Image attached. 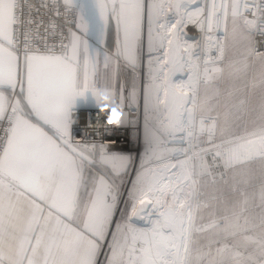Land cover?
<instances>
[{
    "label": "snow or ice",
    "instance_id": "6c2138e0",
    "mask_svg": "<svg viewBox=\"0 0 264 264\" xmlns=\"http://www.w3.org/2000/svg\"><path fill=\"white\" fill-rule=\"evenodd\" d=\"M93 85L143 107L123 209L134 157L69 131ZM0 124V264H264V0H0Z\"/></svg>",
    "mask_w": 264,
    "mask_h": 264
},
{
    "label": "built area",
    "instance_id": "2783aa9c",
    "mask_svg": "<svg viewBox=\"0 0 264 264\" xmlns=\"http://www.w3.org/2000/svg\"><path fill=\"white\" fill-rule=\"evenodd\" d=\"M32 3L36 5V7H40L41 0H32ZM44 12L45 10L41 8L40 15H43L44 19L47 21L49 17L44 15ZM60 22L62 23V20ZM192 30L194 31V35L197 36L198 32L196 29L193 28ZM64 31L66 34V28ZM257 39L259 40L260 38L257 37ZM126 112L128 124H121L119 127H96L95 125L97 122L102 123L103 120L106 119V116L100 114L99 107H73L71 109V123L69 126L70 135L74 139L82 138V143L105 144L109 151L125 154V148L130 143H133L131 140V137H133L132 135L135 134L137 138L140 137L142 130V117L144 116L141 108L138 111L127 108ZM2 127L3 125L0 124V129H2ZM2 134L3 133L0 132V135ZM214 170L222 171V169Z\"/></svg>",
    "mask_w": 264,
    "mask_h": 264
},
{
    "label": "crops",
    "instance_id": "0c3cea01",
    "mask_svg": "<svg viewBox=\"0 0 264 264\" xmlns=\"http://www.w3.org/2000/svg\"><path fill=\"white\" fill-rule=\"evenodd\" d=\"M114 41H115V34L114 31L109 33V37H108V49L109 51H111L114 47ZM91 43L93 45V47H97L98 45V41L93 37L91 40ZM234 53H231V56L233 55H237L235 53V51H233ZM238 67L240 66V64L238 63L237 65ZM102 71V75H103V70ZM111 72L112 69H109V77H111ZM259 77V68L258 65L255 66L254 68L249 69L247 77H244L243 74H241V79L237 81V85L238 86H242L245 82V80H247L249 82V84L251 83V81L255 78L258 79ZM119 80L120 81H124L128 87H131V83H132V74L131 71L129 69H127L123 63H121L120 65V72H119ZM227 88L226 84H221V91L224 92ZM252 91V99L253 102H258L259 99V89H255V90H251ZM238 95H241L238 93ZM117 99L119 100L118 96ZM74 106H79V107H99L98 105V101L96 99V97H94L91 93H87L85 97H78L73 105ZM142 106V105H141ZM126 107H124L125 113H126ZM143 109V107H142ZM128 120V119H127ZM123 124V123H122ZM143 133L145 134V129H144V125H143ZM125 154H129V153H125ZM253 168L258 167L257 165H253ZM232 198V197H230Z\"/></svg>",
    "mask_w": 264,
    "mask_h": 264
},
{
    "label": "clouds",
    "instance_id": "9594fccd",
    "mask_svg": "<svg viewBox=\"0 0 264 264\" xmlns=\"http://www.w3.org/2000/svg\"><path fill=\"white\" fill-rule=\"evenodd\" d=\"M96 99L100 108V114L106 116L103 122H97L96 127L115 126L119 127L124 120L125 110L119 100L113 97L112 91L107 87H97L93 85ZM178 93L180 89L176 90ZM76 143H82V138L75 139ZM139 204H137V208Z\"/></svg>",
    "mask_w": 264,
    "mask_h": 264
},
{
    "label": "rangeland",
    "instance_id": "374dc122",
    "mask_svg": "<svg viewBox=\"0 0 264 264\" xmlns=\"http://www.w3.org/2000/svg\"><path fill=\"white\" fill-rule=\"evenodd\" d=\"M231 53H234V52H230L229 53V57L233 60H236V61H241L242 60V55H241V52L239 49L235 50V53L237 55H233L231 56ZM180 76H177L175 79H178ZM142 112H143V109H142V106L140 107ZM144 114V113H142ZM142 128H143V125H144V116L142 117ZM133 137H131V140L133 141V144H130L129 147H132L131 150H127L126 152L131 154L133 157H134V162H133V165L131 166V168L129 169V172L126 176L123 177L124 181H125V184H124V187L122 189V192H123V195L121 196V203H120V208L123 209L124 208V201L127 200V190L128 188H130L131 186V180L134 179L135 177V172L136 170L139 168V165H140V158H141V155L143 154L144 152V144L142 142H140L141 140V135L140 137L137 138V136L134 134L132 135ZM144 137V133L142 134V138ZM131 179V180H130ZM123 201V202H122ZM117 218H119V215H117ZM133 223H135L134 219H133ZM136 224V223H135ZM138 225V224H137ZM104 250V253H103V257L101 258V262L100 264H104L105 262V254L107 253L108 249H107V245H105V247L102 249V251ZM102 254V253H101ZM101 256V255H100ZM100 259V258H99Z\"/></svg>",
    "mask_w": 264,
    "mask_h": 264
},
{
    "label": "bare ground",
    "instance_id": "6f19581e",
    "mask_svg": "<svg viewBox=\"0 0 264 264\" xmlns=\"http://www.w3.org/2000/svg\"><path fill=\"white\" fill-rule=\"evenodd\" d=\"M193 28H189L188 29V32H189V35L190 36H192V37H195V35H194V31L192 30ZM181 77H179L178 79H180ZM74 107H79V106H74ZM73 108V107H72ZM79 108H85V107H79ZM88 108H95V107H88ZM128 107H126L125 109H127ZM127 113V112H126ZM128 119V118H127ZM128 124V123H127ZM143 124V123H142ZM123 125H126V124H123ZM142 134H143V128H142V130H141V140H140V142H142L143 144H144V137L142 138ZM139 139V138H138ZM130 144H133V143H130ZM129 144V145H130ZM129 145L125 148V152L127 151V150H131L132 149V147H129ZM207 160H208V163L210 164H212V158H211V156H209V157H207ZM131 180V179H130ZM123 202V201H122ZM135 223L136 224H138L137 226H140V227H143V226H146L145 225V222L144 221H142L141 223H137L136 221H135ZM103 253H104V250L102 251V254H101V256H100V262H101V258L103 257Z\"/></svg>",
    "mask_w": 264,
    "mask_h": 264
},
{
    "label": "water",
    "instance_id": "95a60500",
    "mask_svg": "<svg viewBox=\"0 0 264 264\" xmlns=\"http://www.w3.org/2000/svg\"><path fill=\"white\" fill-rule=\"evenodd\" d=\"M134 219V221H136L137 223H141L142 221L141 220H138V219H136V218H133Z\"/></svg>",
    "mask_w": 264,
    "mask_h": 264
}]
</instances>
